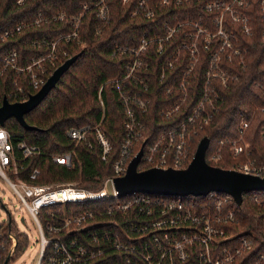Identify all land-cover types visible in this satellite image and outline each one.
I'll return each mask as SVG.
<instances>
[{
  "label": "built area",
  "instance_id": "1",
  "mask_svg": "<svg viewBox=\"0 0 264 264\" xmlns=\"http://www.w3.org/2000/svg\"><path fill=\"white\" fill-rule=\"evenodd\" d=\"M27 1L15 0V3L23 6ZM132 1L122 0V3ZM173 6L184 7V16L168 10L161 22L165 34L149 37L144 33L137 47H116V51H130L134 57L124 64L122 80L128 82H121L120 78L108 80L113 82L124 107L126 134L113 162V172L100 189L83 187L77 181L45 184L26 181L25 172L29 178L41 173L36 164L28 170L25 161L31 158L36 161L43 154L42 148L19 139L0 123V176L13 188L38 226L41 247L35 264H43V260L46 264H264V252L253 253L257 234L254 231L242 234L228 228L238 222L231 194L211 191L205 199L146 192L119 196L115 188L114 179L126 173L142 145L141 161L148 167H187L194 156L192 146L196 136L212 121L224 101L214 82L217 80L228 86L237 80L239 74L232 67L244 69L247 66L250 51L247 43L257 28L264 39V0H135V7L129 14H142L150 19L156 16L159 8ZM92 8L97 17L95 33L102 34L113 19L109 0L85 1L79 13L71 17L73 28L70 32L59 33L53 38L24 37L39 49L26 64L21 63L20 53L15 48L0 53V106L5 96L12 102L27 100L72 56L62 41L85 45L81 22ZM66 17L64 10L46 14L40 9L35 16L0 31V42L23 33L30 26L63 21ZM182 30L181 43L167 51L165 43ZM152 40L158 42V53L165 54L159 72V80L169 81L165 94L171 101L159 111L165 118L174 117L188 104L189 80L201 59V48L210 51V59L207 80L191 111L146 144L141 143L146 125L138 110L148 111L152 102L151 78L143 72L150 66L143 53L149 50ZM185 50L188 53L186 66L182 73L175 74ZM7 84L10 87L2 94ZM102 89L103 86L99 90L103 106L99 124L70 127L67 135L74 141L73 148L52 154L53 160L65 164L68 169L76 166V148L81 142L91 147L95 140L100 146L102 160L110 158L113 146L101 126L105 116ZM261 109L264 110V106ZM237 114L238 137L229 142L235 156H244V159H239L233 169L264 176V163L259 164L251 158L246 142L252 118L244 110ZM260 138L264 143V126ZM226 141L221 139L212 150L211 161L216 163L222 159ZM137 146L139 150L134 151ZM110 184L112 192L107 189ZM251 199L264 206V196L259 193H252ZM9 203L5 202L4 206L7 208ZM21 220L25 222V216L22 215ZM18 225L19 220L10 210L0 220V264L7 258L6 264L17 258L18 234L25 233L30 240L29 234L17 228Z\"/></svg>",
  "mask_w": 264,
  "mask_h": 264
},
{
  "label": "trees",
  "instance_id": "2",
  "mask_svg": "<svg viewBox=\"0 0 264 264\" xmlns=\"http://www.w3.org/2000/svg\"><path fill=\"white\" fill-rule=\"evenodd\" d=\"M85 1L93 3V0H28L25 5L18 6L15 0H0V31L35 16L40 9L46 14L58 10L67 13L63 21H49L41 26H30L23 33L15 35L6 42H0V53L15 48L20 53L21 63L26 64L29 57L36 54L39 49L36 45L27 42L24 37L30 35L53 38L59 33L70 32L73 28L71 17L79 13L81 3ZM109 4L113 19L102 34L95 33L97 17L95 8H92L85 13L81 22V37L85 45L82 46L76 41H62L61 44L68 48L72 55L79 53V56L45 98L25 114L26 120L39 128L27 129L15 117L8 118L4 124L19 139L42 148L43 154L36 161L34 158L25 161L28 170L35 164L41 169V173L36 178H29L26 176L27 172L23 174L24 179L30 183L77 181L81 186L89 189L102 187L104 180L113 172V162L120 153L121 142L126 134L124 107L113 82L108 80L120 78L121 82H128L126 79L122 80L125 75L124 64L134 58L130 51H116V47L118 45L137 47L144 33L149 37L165 34L161 22L168 14V10L184 16V7L173 6L171 9L161 7L157 10L156 16L149 19L142 14L130 16V11L135 7V0L128 4H123L122 0H109ZM182 32L183 30L165 43L167 51L181 43L184 38ZM247 45L250 50L247 66L244 69L232 67L238 72V79L228 86L221 85L217 80L214 82L224 101L212 121L196 136L192 146V152L195 153L200 140L204 136H209L210 144L206 158L214 165L224 168H233L239 159H244V156H235L233 145L229 142L238 137L239 110H244L252 118L245 135L250 156L255 162L264 163V143L260 138L264 126V110L261 109L264 106V39L259 28L248 40ZM201 49V59L189 80L188 104L174 117L165 118L159 112L162 106L171 101L165 94L169 81L159 80L160 64L165 54L158 53L156 40L150 42L149 50L143 53V56L150 61V66L143 72L151 78L149 95L152 102L148 111L138 110L139 117L146 125L141 143L148 144L161 131L175 125L191 111L201 96L207 80L210 59V51ZM187 54L185 50L184 59L177 64L175 74L182 73L188 61ZM101 86H103L102 97L105 103V116L101 126L113 146L110 158L108 161L102 160L100 146L95 140L91 147L81 142L76 148L78 157L76 166L68 169L65 164L53 160L52 154L63 153L73 148L74 141L67 135L70 127L99 124L103 114V106L99 99ZM9 87L7 84L2 94H6ZM221 139L227 141L223 147L222 159L215 163L210 160V153L219 145ZM139 146L134 151H138ZM146 167L148 165L142 160L139 168ZM254 192L264 196V190H253L243 194L241 204L233 201L232 205L237 208L238 222L228 228L242 234L254 231L257 237L253 253H259L264 252V206L258 205L251 199V194ZM218 193L226 194V192ZM188 197L205 199L208 195H188ZM28 244L27 234H18L17 257L25 251ZM43 264H46L44 260Z\"/></svg>",
  "mask_w": 264,
  "mask_h": 264
},
{
  "label": "water",
  "instance_id": "3",
  "mask_svg": "<svg viewBox=\"0 0 264 264\" xmlns=\"http://www.w3.org/2000/svg\"><path fill=\"white\" fill-rule=\"evenodd\" d=\"M78 54L72 55L59 65L48 77L42 87L32 93L25 101H10L6 96L0 106V123L5 124L10 117H15L25 128L38 129L30 124L25 114L35 108L57 84L63 73L76 61ZM210 144L209 136H204L185 168H162L151 166L139 169L144 153V145L132 158L125 174L114 179L119 196L135 192L164 195H207L211 191L231 194L238 204L243 202V194L253 190H264V176L246 173L233 168H224L207 161L206 152ZM8 262V258L4 264Z\"/></svg>",
  "mask_w": 264,
  "mask_h": 264
},
{
  "label": "rangeland",
  "instance_id": "4",
  "mask_svg": "<svg viewBox=\"0 0 264 264\" xmlns=\"http://www.w3.org/2000/svg\"><path fill=\"white\" fill-rule=\"evenodd\" d=\"M107 189L110 192L113 191L111 184ZM5 202H10L7 204V208L4 206ZM8 210L12 212L16 220H19L17 228L28 233L30 236L29 244L24 253L14 260H11L8 264H35L39 257L41 247L38 226L26 207L21 204L13 188L0 176V220L8 215ZM22 215L25 216V222L21 220Z\"/></svg>",
  "mask_w": 264,
  "mask_h": 264
}]
</instances>
